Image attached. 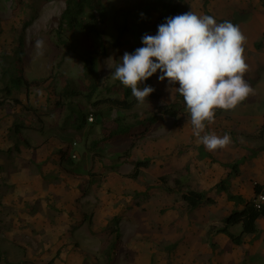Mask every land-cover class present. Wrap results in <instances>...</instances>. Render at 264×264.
I'll list each match as a JSON object with an SVG mask.
<instances>
[{"label":"rangeland","instance_id":"1","mask_svg":"<svg viewBox=\"0 0 264 264\" xmlns=\"http://www.w3.org/2000/svg\"><path fill=\"white\" fill-rule=\"evenodd\" d=\"M204 1L185 0L179 14L191 11L198 16L205 15ZM206 1L209 16L218 23L229 21L238 26L237 15L224 18L225 2L237 3L238 0ZM262 1L264 0H260ZM20 2L0 0V88L4 84L1 79L2 72L13 68L17 70L19 49H22L21 62L25 77L38 80L40 84L27 90L28 97L25 88L14 92V97L21 100L22 104L8 100L0 106V150H3L5 141L19 142L21 137L30 141L34 138L32 143L39 145L38 141L47 136L55 144L69 147L70 154L75 151L76 156L72 158L71 167L59 164L58 171L53 169L46 173L37 167L42 181H46L48 185L61 183L66 180L65 176L81 172L84 167L88 168V172L90 170L102 175L99 185L90 184L89 177L85 186L79 183L82 189L86 187L81 195L72 193L65 197L66 193L63 192L58 193L55 198L47 197L52 201L47 203L49 206L56 204V198L74 203L78 200V205L70 204L68 211H93L96 212L98 220L90 227L86 223L72 225L73 233L69 230L64 236L65 244L57 249L58 245L51 242L60 237L64 229L49 228L45 233L33 229L28 231V227L23 225L22 217L14 211L16 205L7 202L4 207L6 196L17 195V198L23 199L27 190L15 192L13 172L5 171L6 167L0 165V212L9 211L5 215L0 213V264H264V219L259 221L257 237L245 235L241 245L233 244L224 234L207 233L211 225H221L223 216L234 206L228 202L224 192L216 191L215 186L228 175H223L226 164L229 166V180L240 172L238 164L246 157H242L243 153L239 152L238 145L242 148L243 144L244 149H249L254 144L256 154L252 153V149L245 151V155L250 157L248 162L264 164V138L246 136L238 131L244 121L245 125L247 123L252 126L257 120L256 116L264 115V64L258 63V66L257 63H251L250 66H257L253 68L255 72L244 73V79L252 88V93L233 110L216 109L214 121L206 126L207 133L231 136L232 143L228 146L231 152L224 149L208 151L193 135L190 115L176 88L178 84L169 86L167 80H158L160 71L141 87L152 86L159 92L162 103L182 102L184 111L177 117L165 116L161 122L155 123L146 137L137 140L128 156H121L129 141L122 137L100 141L95 149L89 150L85 143L100 140L102 137L101 123L113 125L112 120L116 116H122L126 122L142 120L158 103L146 100L143 104L137 103L128 111L90 104L86 100L90 88L83 74L82 59L86 50L96 43V37H85L81 33L67 31L65 41L58 38L56 29L59 16L65 7L64 0ZM103 3L107 8L103 27L108 51L107 55L96 57L98 89L93 94V99L107 93L121 97L113 78L115 67L122 62L121 57L125 52L132 53L143 46V34H156L157 19L163 14L153 0H103ZM260 5L264 6V3ZM32 14L35 16L23 30L25 21ZM121 28H124L122 46H111V41L117 37ZM38 39L44 41L43 55L40 56L36 55L35 49V41ZM261 58L264 59L263 50ZM63 89L67 92H80L61 97L63 101L75 102L82 110L92 114L93 120L87 119L85 128L77 131L65 123L68 110L62 104L58 106L56 103ZM0 96L3 97L1 91ZM97 111L102 115L96 118ZM16 121L30 127L16 132L13 126ZM74 141L76 144L72 145ZM17 150L12 149L11 152L20 155L19 148ZM11 152L0 153L5 158H10ZM144 157L151 158V164L142 168L136 179L128 177L133 162ZM14 162L16 161H10L6 166L11 165V169L16 171L18 166ZM234 162H237V171L232 168ZM246 173L251 176L247 170ZM161 176H166V181H162ZM176 178L183 183L182 190H202L207 196L215 198V202L188 208L180 196V190L174 189ZM118 180H121L119 186ZM244 183L248 188L249 179ZM246 188L244 196L238 195L248 201L253 199L254 193L250 188L247 192ZM136 191H144L146 195L137 197L134 195ZM26 208L31 211V204L28 203ZM116 213L122 216V244L107 255V247L114 235L109 234L100 221H106L107 224ZM7 215L10 219H7ZM239 228V225L234 226L232 231H238ZM47 237L50 241H46Z\"/></svg>","mask_w":264,"mask_h":264},{"label":"trees","instance_id":"2","mask_svg":"<svg viewBox=\"0 0 264 264\" xmlns=\"http://www.w3.org/2000/svg\"><path fill=\"white\" fill-rule=\"evenodd\" d=\"M19 3L20 0H18ZM185 0H153L154 4L160 8L163 12L157 19V24H161L165 22L166 17H171L178 15L182 9L183 3ZM65 7L62 10L59 19H58V27L56 29V34L58 38L62 41H65L64 36L67 31L70 32H78L84 35L85 37H96L97 41L93 45H91L85 52L83 56V74L85 78L88 80V87L90 88L89 93L86 94V100L90 102V104L98 107L100 105H106L111 109H116L119 111H128L133 109V107L138 103L136 99L133 97L131 93V89L125 87L121 84L120 81L115 79V83L117 88H119L121 92V97L113 96L107 93L106 95L98 96L93 99V94L98 89V76L96 71V57L97 56H105L108 51V42L106 41V32L103 27L105 16H106V6L103 3V0H64ZM203 11L205 15H208L207 9V1L203 2ZM35 14L31 15V18L25 21L23 25V30L27 27V25L32 21ZM209 16V15H208ZM124 34V28H121L118 31L117 37L111 41L110 45L114 47H121L122 42L121 38ZM20 39V44L22 37ZM264 43V33L262 37L254 42V47L256 49H260ZM17 67L13 69L4 70L1 74V79L4 84L0 88V91L3 95L0 96V106H2L5 101L11 100L15 104H22L21 100L14 97V92H19L23 88H25L26 97H28L27 90L33 85L37 86L40 84L38 80L28 79L25 77L23 71V65L21 62L22 57V49L18 50ZM16 60V59H15ZM16 60V61H17ZM159 71V70H158ZM157 71V72H158ZM156 74V73H155ZM153 74V75H155ZM6 77V78H5ZM151 78V77H150ZM148 78L144 85L148 83L150 80ZM80 92L77 90H72L67 92L66 89H63V92L59 95L60 98L56 103L58 106L61 104L68 110V113L65 116V123L67 126L72 127L75 130H81L85 128L88 123L87 117L90 112H86L82 110L77 103L72 102L70 100L63 101L62 95L68 96L70 94H79ZM181 98L183 96L180 94ZM161 96L157 90L152 92L148 97L147 101H153L158 103L154 106L152 112L142 120H135L133 122H126L122 116H116L112 121L113 125L102 124V137L100 140H92L89 143H85L89 150L95 149V147L100 143V141H109L115 137L127 138L128 146L122 152L121 156H128L132 149L135 147L138 139H143L148 135V133L153 129L155 123L161 122L165 116L177 117L184 111V105L179 101H172L168 103L160 102ZM93 113V112H92ZM102 114L97 111L95 112V117H100ZM15 131H21L23 128H29L30 125H26L21 121H16L14 124ZM264 133V125L261 126L259 136H262ZM24 143L28 144V141L23 138ZM73 145V143H72ZM60 158L59 163L63 165H67L71 167L73 165L72 156L73 153L70 154L69 147L64 150H59ZM151 164V158L144 157L140 159H136L133 162V167L131 172L127 174L128 177L132 179H136L141 173V169L148 167ZM63 166V167H65ZM233 170H236V165L233 164ZM69 171V168H67ZM101 173L91 172L89 170L88 177L90 184L96 183L99 185V178L101 177ZM229 178L230 172L224 178H222L219 182L216 183V191L224 192L227 195V199L234 201V208H232L227 215L222 218L221 225H211L207 229L208 234L216 233V234H224L227 238L235 245H241L243 243V239L245 235H252L253 237H257L259 233V228L257 226V220L260 217H264V202L262 205L257 208L253 204V199L256 194L261 189V183L255 182L253 185L254 197L248 201H245L238 194H233L229 191ZM160 179L162 181H166V176H161ZM175 187L174 189L180 190V196L182 200L186 203L188 208H196L201 206L202 204H212L215 202V198L211 196H207L206 193L202 190H197L194 188H188L186 190H182L183 183L180 182L179 179H174ZM144 191H136L134 193L135 196L139 197L141 195H146ZM134 196V197H135ZM241 205V206H240ZM236 206V207H235ZM238 206V207H237ZM240 206V207H239ZM93 211L83 212L82 223H86L89 227L93 224ZM122 221V216L119 213L114 214L108 220L107 224L104 226V229L108 231L109 234L114 235L113 240L110 242L107 247L106 254L109 255L114 252L119 245L122 244L121 232H120V223ZM239 225L238 231H232L234 226ZM212 247L214 244H211ZM127 253V252H126ZM127 256V254H125ZM52 260V259H51ZM1 261V255H0Z\"/></svg>","mask_w":264,"mask_h":264},{"label":"clouds","instance_id":"3","mask_svg":"<svg viewBox=\"0 0 264 264\" xmlns=\"http://www.w3.org/2000/svg\"><path fill=\"white\" fill-rule=\"evenodd\" d=\"M141 43L134 52L123 54L113 78L143 104L155 89L141 85L159 70L158 80L178 84L193 135L208 151L227 148L231 136L207 133L206 126L214 121L216 109L233 110L253 91L244 79L246 37L239 27L189 11L166 17L155 35H142ZM43 48L44 41L36 40L37 56L43 55Z\"/></svg>","mask_w":264,"mask_h":264},{"label":"crops","instance_id":"4","mask_svg":"<svg viewBox=\"0 0 264 264\" xmlns=\"http://www.w3.org/2000/svg\"><path fill=\"white\" fill-rule=\"evenodd\" d=\"M262 3H264V1L260 2V0H238L237 3H231L226 1L224 5L225 19H227L230 16L232 17L234 15H237V17H239L238 27L240 31L243 33V35L246 37V43L244 44L243 55L245 57V62L248 65V69L246 70V72L248 71V73H254L255 70H253V68L257 67L256 65L252 67L249 64L257 63L258 66L259 64L262 63L264 64V59L261 58L262 50L264 51V48L261 47L262 49L260 48L259 51H257L256 48L254 47V42L259 40L262 37V34L264 33V6L260 5ZM251 6L252 9H250ZM262 46L264 47V45ZM255 118L257 120L254 121V125L252 126H250L247 123L245 125V121H244L242 125L238 128L239 133L242 131L246 136L248 135L252 137L256 136L259 138H264V133L262 136H259L260 128L262 125H264V115L263 116L259 115L256 116ZM255 132L256 135H254ZM46 137L44 139L41 138L38 141L39 145H35L32 143L34 138H31L30 141L28 138H25V140L28 141L29 145L24 143L22 137L20 138L19 142L14 140L4 142L2 146L3 150H0V152H11L12 149H16V151H18L17 148H19L20 155H16L14 152H11V157L5 158L4 155L0 153V165L6 167V169H4L5 171H9L10 173L13 172L12 173L13 181H14V185L16 186V188L14 189L15 192L26 191V190L27 191L25 193L26 195L23 196L24 198L22 197L23 199H19V197L17 198V195L6 196V199L3 201V204L4 207L7 202H12L16 205L14 211L16 212L17 215L22 217L23 225L28 227L27 228L28 231H30V229L32 231L33 229L34 231L37 230L45 233V230L49 228L64 229L61 233V236L58 238L56 237L51 242L53 245L55 242V244L58 245L56 248L59 249L61 245L65 244L63 242V240L65 239L64 236L67 235V233H69L70 231L73 233L71 229L72 225H74L75 223L77 225L82 224L83 211H81L80 209H78L79 210L78 213H74V212L72 213L71 211H68L70 210L69 209L70 204L73 203L75 204V206L78 205V200L77 202L74 203V202H67L63 199L58 200V198H56V204L54 206L50 205L51 206L50 207L47 203H50L52 201H49L47 197L52 196L53 198L54 196L55 198V196H57L58 193H63V192L66 193L65 197L66 195L70 196L72 193H77V195H81L82 193H84L86 187L82 189V186H85L87 183L88 168L84 167L83 171L81 172H78L71 176H65L66 180H64L61 183L58 182L56 184L48 185L46 181H42V177L40 176L37 167L41 168L46 173L53 169H56L58 171L60 164L59 150L65 149L63 146L55 144L51 138L47 139ZM35 141L37 140L35 139ZM74 142L76 144V141ZM241 145L242 148L240 147V145H238L240 148L239 152H242L243 153L242 157L245 156L246 159L243 160V162H239L238 168L240 169V172H238L236 174L237 176H235L233 179L229 181V191L233 194L237 193L244 196L243 192H244V188H246V184L244 182L246 180L249 179L250 183L248 188L252 189L253 193H254L253 190L254 183L255 182L261 183L264 180V164L255 165V162L252 163L248 162L250 160V159L248 160V158L250 157H248L249 155H245L246 153L245 151L246 150L251 151L250 149H252L254 151L252 153L256 154L254 144H251L250 146H252L253 148H249V149L247 148L244 149L245 145L243 144ZM258 145H262V144H258ZM224 151L231 152L230 148L228 147L224 148ZM73 152L76 153L75 151ZM13 160L16 161L13 164L18 166L16 171H13V169H11L10 167L11 165L6 166L8 165L7 164L8 162ZM233 164H237V162H234ZM246 170L249 173H251V176L246 173ZM228 172H229V166L226 164L223 175L228 174ZM241 175H243L244 177L242 178ZM120 181L121 180L117 181L118 182L117 186H119ZM64 183L66 184L69 183V184L65 185L64 187L61 186V184ZM79 183H81L82 186L81 185L79 186ZM66 187H69L70 190L69 188L67 189ZM248 188H246L247 192L248 190H250ZM19 201H21V204H18ZM228 202L231 203V205H234V201L229 200ZM28 203L31 204L32 207L31 211H29L26 208ZM22 204H24L23 210H22ZM232 208H234V206ZM2 212L3 211H1L0 213L2 215H5L6 212L9 211L4 210V212L3 213ZM95 214L96 212H94L93 215V224L98 221L97 216ZM7 219H10L8 215H7ZM261 219H264V217L258 218L257 220L258 228H259L258 224ZM105 222L106 221L101 223L100 221V224H104L105 226L106 225ZM6 224L8 223L6 222ZM47 232H53V231H47ZM45 239L46 241H50L48 237Z\"/></svg>","mask_w":264,"mask_h":264},{"label":"built area","instance_id":"5","mask_svg":"<svg viewBox=\"0 0 264 264\" xmlns=\"http://www.w3.org/2000/svg\"><path fill=\"white\" fill-rule=\"evenodd\" d=\"M87 119L89 121L93 120V116H92L91 113L88 115ZM74 144H75V142H73V145ZM72 156L75 157L76 154L73 153ZM263 202H264V180L261 182L260 191L256 194V196L253 199V204H254L255 207L259 208L262 205Z\"/></svg>","mask_w":264,"mask_h":264}]
</instances>
